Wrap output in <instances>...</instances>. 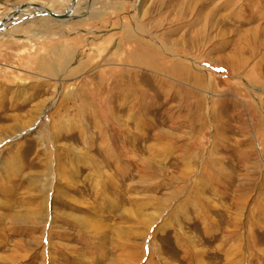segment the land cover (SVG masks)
I'll list each match as a JSON object with an SVG mask.
<instances>
[{"label": "rangeland", "instance_id": "1", "mask_svg": "<svg viewBox=\"0 0 264 264\" xmlns=\"http://www.w3.org/2000/svg\"><path fill=\"white\" fill-rule=\"evenodd\" d=\"M83 3L0 31V264H264V0Z\"/></svg>", "mask_w": 264, "mask_h": 264}, {"label": "bare ground", "instance_id": "2", "mask_svg": "<svg viewBox=\"0 0 264 264\" xmlns=\"http://www.w3.org/2000/svg\"><path fill=\"white\" fill-rule=\"evenodd\" d=\"M83 1L85 2V1H87V0H78V1H76V3H73V1H72V3H70L69 5H68V7L66 8V11H68V10H71V12H73L74 10H76V9H79V8H88L89 7V9L91 10V4H90V6H89V4H86V3H83ZM45 8V7H44ZM17 10H19V7H15V11H14V13H13V16H14V14H15V16L13 17H11V15L9 16V17H7V18H5L4 20H6V22L7 21H11V24L12 23H15L17 20H23V18L25 17V18H27V17H31V16H35L36 18V20L40 17V18H42V17H47V16H42V14H40V10L38 11V10H35V9H33V8H31V7H25V8H20V11H17ZM48 10V9H47ZM50 11V10H49ZM12 11H10L9 12V14L11 13ZM16 12H18V13H16ZM25 12V13H24ZM32 13H33V15H32ZM12 14V13H11ZM62 14V13H61ZM38 15H41V16H38ZM38 16V17H37ZM78 17V16H77ZM50 18V17H49ZM52 19V18H51ZM79 19V18H78ZM40 21V20H39ZM6 22H4V23H2V25H1V22H0V28L2 29V30H5V28L7 27V25H6ZM22 22V21H21ZM28 22V21H27ZM12 28H15L14 26L13 27H11V29ZM17 29V28H16ZM0 33H2V32H0Z\"/></svg>", "mask_w": 264, "mask_h": 264}, {"label": "water", "instance_id": "3", "mask_svg": "<svg viewBox=\"0 0 264 264\" xmlns=\"http://www.w3.org/2000/svg\"><path fill=\"white\" fill-rule=\"evenodd\" d=\"M76 1H78V0H73V3H76ZM25 8V7H31V8H33V9H35V10H40V14H42V16H47V17H50V18H52V19H54V20H58V21H64V20H68V19H77V18H82V17H80V16H72V12H71V10H68V11H65L64 13H62V14H56V13H54V12H52V11H49V10H47L46 8H44V7H42L41 5H35V4H24V5H21L20 7H19V10H17V11H20V8ZM16 13H18V12H16ZM4 22H6V20H3L2 22H1V25H2V23H4ZM0 31H1V28H0Z\"/></svg>", "mask_w": 264, "mask_h": 264}]
</instances>
